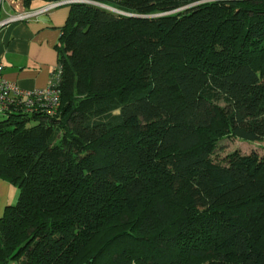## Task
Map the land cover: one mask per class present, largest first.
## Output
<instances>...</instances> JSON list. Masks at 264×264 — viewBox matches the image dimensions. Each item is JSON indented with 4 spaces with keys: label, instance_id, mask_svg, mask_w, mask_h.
Masks as SVG:
<instances>
[{
    "label": "trees",
    "instance_id": "trees-1",
    "mask_svg": "<svg viewBox=\"0 0 264 264\" xmlns=\"http://www.w3.org/2000/svg\"><path fill=\"white\" fill-rule=\"evenodd\" d=\"M52 116L0 122V264H264V0H83ZM35 121L33 125H28Z\"/></svg>",
    "mask_w": 264,
    "mask_h": 264
},
{
    "label": "crops",
    "instance_id": "crops-1",
    "mask_svg": "<svg viewBox=\"0 0 264 264\" xmlns=\"http://www.w3.org/2000/svg\"><path fill=\"white\" fill-rule=\"evenodd\" d=\"M64 1L66 0H3L0 22L8 15L37 12ZM68 12V5H63L34 18L0 27V63L5 80L26 92L46 87L50 72L58 64L56 47L60 46L61 28ZM0 184L8 190L9 186L5 181ZM5 202V207L12 204ZM2 213L3 207L0 208V217Z\"/></svg>",
    "mask_w": 264,
    "mask_h": 264
},
{
    "label": "built area",
    "instance_id": "built-area-1",
    "mask_svg": "<svg viewBox=\"0 0 264 264\" xmlns=\"http://www.w3.org/2000/svg\"><path fill=\"white\" fill-rule=\"evenodd\" d=\"M84 2L83 0H66L57 2L50 6L37 11L24 14L8 15L7 18L0 22V27L9 23L20 22L34 18L39 14L51 11L52 9L70 5L73 3ZM3 0H0V9ZM3 66L0 63V116L8 119L11 114L20 111L27 116L32 114H45L52 116L56 111L59 103L60 90L59 84L62 76V67L57 64L50 72L46 87L43 90L32 92L22 91L14 84L8 82L2 75Z\"/></svg>",
    "mask_w": 264,
    "mask_h": 264
},
{
    "label": "rangeland",
    "instance_id": "rangeland-1",
    "mask_svg": "<svg viewBox=\"0 0 264 264\" xmlns=\"http://www.w3.org/2000/svg\"><path fill=\"white\" fill-rule=\"evenodd\" d=\"M5 117L0 116V122H4ZM35 121H30L28 125H33ZM257 153L259 156H264V142L262 143H249L235 138H224L218 143V148L215 151L214 159L217 162L225 163V159L232 153H238L240 155H249L251 153ZM0 182H4L0 179ZM9 186L8 190L5 189L0 184V208L3 207V213L5 209L6 202L12 203L14 205L18 198V189L11 183L6 182ZM2 213V214H3ZM1 214V215H2Z\"/></svg>",
    "mask_w": 264,
    "mask_h": 264
}]
</instances>
